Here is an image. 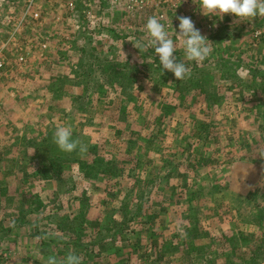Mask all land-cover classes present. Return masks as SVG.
<instances>
[{
  "label": "rangeland",
  "instance_id": "obj_1",
  "mask_svg": "<svg viewBox=\"0 0 264 264\" xmlns=\"http://www.w3.org/2000/svg\"><path fill=\"white\" fill-rule=\"evenodd\" d=\"M125 1L0 0V185L9 189L0 197V264H47L50 256L59 264L69 253L82 264H154L159 248L146 219L159 242L177 246L159 264H264V16H204L193 0H139L133 8ZM153 15L168 28L188 78L161 72L146 47ZM178 16L191 17L213 49L199 64L184 56ZM101 115L123 129L101 132ZM57 124L79 135L73 152L56 148L62 155H86L88 136H101L100 154L134 156L141 168L90 181L77 169L39 182L33 189L44 205L28 212L22 191L35 174L39 133L54 134ZM128 139L137 145L130 154ZM81 189L92 194L80 204ZM86 205L85 243L63 244L58 220L67 226ZM150 206L156 213L141 216ZM108 212L112 227L100 228Z\"/></svg>",
  "mask_w": 264,
  "mask_h": 264
},
{
  "label": "trees",
  "instance_id": "obj_2",
  "mask_svg": "<svg viewBox=\"0 0 264 264\" xmlns=\"http://www.w3.org/2000/svg\"><path fill=\"white\" fill-rule=\"evenodd\" d=\"M98 119L100 120L99 121V130L101 132L106 131V130H110L111 128L123 129L121 126H118V127L114 126L112 124L111 120H109V118L107 116L101 115L98 117ZM56 126L58 127L61 125L57 124ZM125 130H127V126H126ZM72 132H73L74 137L78 135L73 130H72ZM97 134L99 135L98 132H97ZM40 135H41V137H39L38 143H36V145H38V147L41 148V153L38 154L37 156H33L34 159L32 161V163L34 164V169H35V174H33V175H35L36 177L33 178V175H32V178L27 180L26 185H25V187H26L25 190H27V192H24L25 190L22 191L23 198L26 201L25 202L26 210L28 212L31 211L32 208H33V211L41 210L40 209L41 206L44 205L43 200L41 199L42 193L39 190L33 189L34 185L35 184L37 185L39 182L50 181V180H55V179L64 180L66 177L64 178L63 174L67 175V177L72 176L73 174H75L73 172L76 171L77 169L78 170L80 169L81 172H80L79 176L84 181H90V180H96L101 175L103 177H106L107 179L119 178L125 171L128 172L131 170H135V168L136 169L141 168L139 165L140 160L134 156L127 157L125 160L117 161L116 160L117 158L112 156V155H107V157H108L107 158L104 154H100V152L98 151L99 142L101 140L104 141L103 138H105V137L98 136L95 140H93V138L95 137L94 135L88 136L90 139V145H89V152L86 155L84 153H80V155H77V154H75V155L74 154L73 155H70V154L69 155H62L63 152H59V150L56 149L58 146L54 142V139H53L54 134H52V133L50 134V132L48 131L46 134L39 133V136ZM138 135H140V133H137V136ZM133 136H136V135L133 134ZM149 139H150V137L147 140H144L145 143H146V141L148 142ZM130 140L128 139L127 154L132 153L135 146L137 147L136 143L134 141L131 142ZM150 151H153V150L151 149ZM149 152L147 154L148 159L151 158ZM155 152H158V151H155ZM91 156H93V157L91 158ZM131 163H132V166L129 167V165H131ZM127 176L131 177L132 174L127 175ZM138 179H139V176L136 177V181H138ZM147 183H149L148 180H147ZM79 184H81V183L76 182V185H74L71 189L73 190L75 188H80V187H78ZM8 193H9V189H8L7 182H4L3 184L0 185V197L2 198L3 196H6ZM91 194L92 193L89 190L81 189L80 193L78 195H76L75 199H78L80 201L79 203L81 204L82 202L86 201L88 199V196L90 197ZM85 207H86V209H84L83 211L81 209H78L79 210V212H78L79 216L78 217H76L77 216L76 215L75 216L76 218H75V217H73V215H71V217L69 216V218H66V222L68 223L67 226H63L65 221H63L62 219L58 220V224H56L57 225L56 229L59 230L60 232H62V234L65 237H67L65 240H63L61 238L63 241V244H65V245L69 244L70 243L69 239L72 240L71 242L73 244H71V245H73V247H75V248L80 247V246H82V244L85 243V238H83V236H81L83 230H85V229L82 228V225H79L81 220L85 219V216L87 218V212L89 210V205H86ZM147 209H148L147 212H145L144 208L142 207L140 209V210H142V215H141V213H140V215L145 216V218H147L146 216H150V215L156 213L155 210H153V208L151 206L148 207ZM82 212H84V213L81 214ZM68 215H69V213H68ZM78 218H79V220H78ZM20 219L25 220V214H23L20 217ZM63 219H65V218H63ZM114 219L115 218H113V215L109 216V212H108V214H105V216L103 217V220L99 221L98 224L100 225V228L102 226H107L110 229L112 227V226L110 227V225H111L110 223ZM191 219L194 220L193 217ZM86 221H88V220L86 219ZM145 222L149 224L148 228H146V231H148L149 233L152 234L151 239H152L153 243L156 244V247L159 248L158 255H157L156 259H154V261H152V262L154 264H159V261L161 260L162 254L165 251L167 252V250L172 249V251H173L177 246H175V244L172 241L163 240L162 242H159V236H161V234L158 233L159 230H155V229L151 228V224H150L149 220L146 219ZM88 227H89V225H88ZM100 232L103 233V231L101 229H100ZM140 232H142V231H140ZM101 233H98L99 237L97 238L99 246H102L103 243L105 242V240H104L105 238H103L101 236ZM121 233H122L121 230L118 231L116 236L121 234ZM114 236L115 235L110 237V239L113 241L116 240V236L115 237ZM51 237H54V236H51ZM47 240H48L47 238L41 236V243L42 244L48 243ZM74 240H76L77 242L76 241L74 242ZM110 248H111V246H110ZM113 248H115L117 250L121 249V247L117 246V245H114ZM130 260H131V258L130 259L127 258L126 262H128V264H131ZM132 264H135V262Z\"/></svg>",
  "mask_w": 264,
  "mask_h": 264
},
{
  "label": "clouds",
  "instance_id": "obj_3",
  "mask_svg": "<svg viewBox=\"0 0 264 264\" xmlns=\"http://www.w3.org/2000/svg\"><path fill=\"white\" fill-rule=\"evenodd\" d=\"M198 5L199 13L204 16H215L223 19L224 14H234L239 20L247 21L257 16H264V0H193ZM176 14V13H175ZM179 24L175 33L180 38L183 53L187 61L197 64L207 59L213 49L208 44V39L195 27L191 17L178 16ZM173 26V23L171 21ZM149 37L146 47H151L159 60L161 72L170 71L176 80H183L191 75L190 68L176 56V43L170 38L169 30L161 18L150 16L145 24ZM55 144L61 151L73 152L79 142L73 139L71 127L58 126L53 136ZM86 149L80 145V151ZM47 264H58L56 257L50 256ZM59 264H82L81 257L69 253Z\"/></svg>",
  "mask_w": 264,
  "mask_h": 264
},
{
  "label": "built area",
  "instance_id": "obj_4",
  "mask_svg": "<svg viewBox=\"0 0 264 264\" xmlns=\"http://www.w3.org/2000/svg\"><path fill=\"white\" fill-rule=\"evenodd\" d=\"M146 1V2H145ZM145 1H139V0H126L125 3L129 8H133L134 6H141L144 2L149 3L148 5H155L158 6V3L168 4L170 2H173L174 0H145ZM183 1H191V0H183ZM37 16V15H36ZM264 29V28H263ZM261 30V29H257ZM258 35H262V31H257ZM2 65L0 64V68Z\"/></svg>",
  "mask_w": 264,
  "mask_h": 264
},
{
  "label": "crops",
  "instance_id": "obj_5",
  "mask_svg": "<svg viewBox=\"0 0 264 264\" xmlns=\"http://www.w3.org/2000/svg\"><path fill=\"white\" fill-rule=\"evenodd\" d=\"M237 39H239V36H238V35L236 36V40H237Z\"/></svg>",
  "mask_w": 264,
  "mask_h": 264
}]
</instances>
